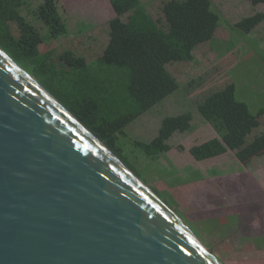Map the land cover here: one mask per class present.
<instances>
[{"label":"trees","instance_id":"16d2710c","mask_svg":"<svg viewBox=\"0 0 264 264\" xmlns=\"http://www.w3.org/2000/svg\"><path fill=\"white\" fill-rule=\"evenodd\" d=\"M247 1L264 5V0ZM109 2L115 17L102 29V36L82 33L67 46L41 53L44 37L21 15L26 0H0V49L140 179L143 175L130 162L123 141L157 159L172 149L168 142L175 133L196 130L193 114L164 117L158 135L149 142L130 140L126 128L178 90L213 131L211 138L189 149L195 161L219 162L233 154L242 166L250 167L263 158L264 110L254 114L238 101L236 86L226 73L239 50L216 53L221 60L197 77L188 72L198 64L197 51L214 52V42L230 40L220 35L221 17L212 1ZM32 13L47 28L49 39L67 34V15L59 0H42ZM263 21L264 13H256L234 27L251 34ZM222 74L225 81L218 82ZM154 192L173 208L163 194Z\"/></svg>","mask_w":264,"mask_h":264},{"label":"water","instance_id":"95a60500","mask_svg":"<svg viewBox=\"0 0 264 264\" xmlns=\"http://www.w3.org/2000/svg\"><path fill=\"white\" fill-rule=\"evenodd\" d=\"M0 264H222L0 49Z\"/></svg>","mask_w":264,"mask_h":264},{"label":"rangeland","instance_id":"374dc122","mask_svg":"<svg viewBox=\"0 0 264 264\" xmlns=\"http://www.w3.org/2000/svg\"><path fill=\"white\" fill-rule=\"evenodd\" d=\"M59 1L67 15V34L57 40L49 39L45 25L33 16L42 0H26L21 8V15L44 37L41 53L67 46L82 33L100 32L102 36V29L115 17L109 0ZM152 1L142 0L146 4ZM211 1L221 17L220 35H228L230 40L214 42L215 53L197 51L198 64L188 72L191 78L197 77L221 60L216 53L222 56L239 50L237 61L226 73L236 86V99L256 114L264 110V23L251 34L234 26L262 11L263 6L247 0ZM217 79L223 82L225 75ZM185 112L193 114V133H175L168 142L172 149L157 159L144 156L130 141H123L130 162L142 173L146 186L172 203L171 209L222 264H264V157L254 160L250 167L242 166L233 154L219 162L195 161L189 149L211 138L213 131L180 90L130 124L126 134L130 140L149 142L158 135L164 117Z\"/></svg>","mask_w":264,"mask_h":264},{"label":"crops","instance_id":"0c3cea01","mask_svg":"<svg viewBox=\"0 0 264 264\" xmlns=\"http://www.w3.org/2000/svg\"><path fill=\"white\" fill-rule=\"evenodd\" d=\"M245 2H246V1H245ZM248 2H249V1H248ZM256 6H257V5H256ZM259 6H263V8L261 9L262 11L255 12L254 14H256V13H264V5H263V4H260ZM262 23H264V21H263ZM262 23H261V24H262ZM261 24H260V25H261ZM260 25H259V26H260ZM259 26H257V27H259ZM257 27H256L255 29H257ZM255 29H254V30H255ZM254 30H253V31H254Z\"/></svg>","mask_w":264,"mask_h":264}]
</instances>
